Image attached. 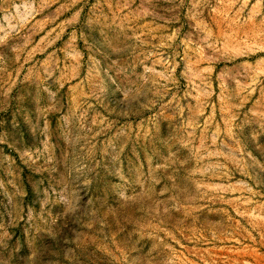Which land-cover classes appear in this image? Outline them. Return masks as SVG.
Here are the masks:
<instances>
[{"label": "rangeland", "instance_id": "obj_1", "mask_svg": "<svg viewBox=\"0 0 264 264\" xmlns=\"http://www.w3.org/2000/svg\"><path fill=\"white\" fill-rule=\"evenodd\" d=\"M0 264H264V0H0Z\"/></svg>", "mask_w": 264, "mask_h": 264}]
</instances>
